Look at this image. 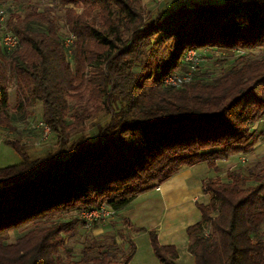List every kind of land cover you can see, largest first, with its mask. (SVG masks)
<instances>
[{"label": "trees", "instance_id": "obj_1", "mask_svg": "<svg viewBox=\"0 0 264 264\" xmlns=\"http://www.w3.org/2000/svg\"><path fill=\"white\" fill-rule=\"evenodd\" d=\"M55 1L75 8L63 10L69 52L49 9L31 7L7 23L17 48L0 49V131L13 128L12 82L15 112L38 101L57 145L31 157L18 138L2 139L20 161L0 167V264H66L57 251L77 219L63 214L102 203L118 210L181 167L238 154L246 159L205 182L209 198L185 228L186 248L193 264H264V159L245 166L261 134L250 124L264 114V0H193L148 17L139 0ZM188 49L244 54L210 77L197 69L181 86L162 85ZM96 114L107 118L83 133ZM148 234L159 264H176L174 246ZM106 236L92 237L70 264H127L133 242L116 257Z\"/></svg>", "mask_w": 264, "mask_h": 264}, {"label": "crops", "instance_id": "obj_2", "mask_svg": "<svg viewBox=\"0 0 264 264\" xmlns=\"http://www.w3.org/2000/svg\"><path fill=\"white\" fill-rule=\"evenodd\" d=\"M262 129L264 127L261 125L254 128L258 134L262 133ZM1 136L0 131V154L16 153L10 146L2 143ZM253 151L252 148L251 152ZM227 164L215 161L209 164L202 160L181 167L160 184L136 194L116 210L110 219L111 223L103 222L102 225L95 227L94 231L102 235L112 229L117 231L130 229L127 236L123 234L125 240L130 239L134 244V253L127 264H132L136 258L142 261L141 264H159L150 246L149 231L155 233L159 244L174 246L177 251L176 264H193V256L186 248L188 237L185 228L200 221L198 204H206L209 198L204 190V184L209 179L223 177L226 170L222 168ZM140 242L144 257L141 253V257L138 255Z\"/></svg>", "mask_w": 264, "mask_h": 264}, {"label": "rangeland", "instance_id": "obj_3", "mask_svg": "<svg viewBox=\"0 0 264 264\" xmlns=\"http://www.w3.org/2000/svg\"><path fill=\"white\" fill-rule=\"evenodd\" d=\"M193 0H139V3L141 7L143 8L141 10V13L143 17H148V13L155 15L157 10L163 9L165 7L176 5L177 3L181 2H191ZM214 3H218L220 0H211ZM35 8L37 11H41L44 8L49 9V14L54 18V25L56 32L61 35L62 41L67 36L68 32L64 26L63 21V10L64 8L69 9H75L71 5H59L56 1L55 3L53 0H0V8H4L7 13L6 16L10 15V18H8L6 23H12L15 24L19 20H22L23 17L27 14L31 13L30 8ZM78 12L79 9H76ZM11 12H13V20L11 17ZM147 19V18H146ZM71 50V48H70ZM203 56L202 63L198 66V72L201 71H208V76L215 75L218 72L221 71V69H224L226 65L235 57L239 55H243L244 52H234L233 56L226 57V54L223 52L216 50H209V49H200ZM254 54L259 53V51L254 50ZM226 58V59H225ZM72 61H70V64ZM8 110L12 116V129H9L8 131H1V137L3 138H9V139H15L18 138L19 143H21L23 149L28 152L31 157L35 156H41L47 151H54L57 149L55 136L50 133L49 138L43 142H38L37 144H33V142L37 141V138L39 136V128L36 127L37 120L41 119L40 115V103L38 101H34L30 106L27 107L26 111L19 115L17 112H15L14 109V84L9 83L8 88ZM106 115H95L94 117H91L90 119L83 121V133L91 132L94 129V123L95 122H103L106 119ZM264 129H262V133L258 137L260 140L259 144H257L248 152L247 154V163L246 165H250L256 160V159H264ZM68 138V137H67ZM3 143V142H2ZM4 144V143H3ZM237 155H232L228 158L227 162L217 161V163H228L227 166L231 165L233 162L236 161ZM20 161V158L17 153H12L10 155H4L0 154V167L16 164ZM227 166H224L222 170H227ZM59 216V215H58ZM112 217V216H111ZM111 217L100 219L97 221L92 222L90 225H84L81 220L79 219V213H76L75 211H71L68 213L63 214L60 218H64L65 221L73 220L74 218L77 219L76 221V228L74 231H70L68 233H63L64 235V242L63 246L58 248L57 254L60 258V261L66 264H70L71 261H73L74 258H76L79 255V252L83 245L88 244L92 237H98L100 234L96 233L94 231V228L98 225H102L103 222L105 223H111L110 219ZM114 220V219H113ZM125 228V227H123ZM27 228H20L17 230V233H22ZM130 232V229H121L119 231L112 229L106 232V234H102L101 236L109 235L115 237L116 246H117V253L116 257H118L119 252L126 249V243L127 241L124 238V235L127 236V233ZM125 233V234H124ZM121 234V235H120ZM124 234V235H123ZM10 240L13 239L14 236H16L15 232H9L8 233ZM120 236V237H119ZM107 237V236H106ZM140 245V252L138 255H142L144 257L143 249H142V243H139ZM140 255V257H141ZM140 259L133 260L132 264H141L142 261H139ZM137 261V262H136Z\"/></svg>", "mask_w": 264, "mask_h": 264}, {"label": "built area", "instance_id": "obj_4", "mask_svg": "<svg viewBox=\"0 0 264 264\" xmlns=\"http://www.w3.org/2000/svg\"><path fill=\"white\" fill-rule=\"evenodd\" d=\"M7 11L4 8H0V49L3 51L5 55H10L18 46V39L16 35L12 32L11 29L7 26V19L10 18V15L6 16ZM8 14V13H7ZM13 12H11V17L13 20ZM73 41V36L71 34H67V36L63 40V47L66 52L70 51V46ZM200 49H188L182 58V67L177 70H173L167 75H165L162 79V85L164 86H181L188 81L192 80L198 66L203 61V56ZM258 125L264 127V114L259 117L257 120L250 124V128H257ZM36 127L39 128V136L37 141L33 142V144H37L38 142H43L47 140L50 136V128L46 123H44L41 119L37 120ZM260 140L257 139L256 144L259 143ZM229 157H221L215 160L227 162ZM243 162L246 159L244 154H238L236 160ZM116 210L111 208L109 205L102 203L96 207L83 209L79 212V219L84 225H90L92 222L111 217L115 214ZM206 234V233H204Z\"/></svg>", "mask_w": 264, "mask_h": 264}]
</instances>
